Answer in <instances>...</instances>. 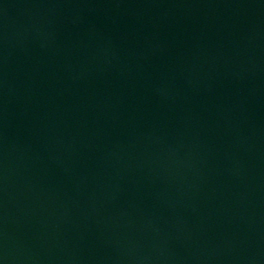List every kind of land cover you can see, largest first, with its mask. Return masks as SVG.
<instances>
[{"label":"water","instance_id":"obj_1","mask_svg":"<svg viewBox=\"0 0 264 264\" xmlns=\"http://www.w3.org/2000/svg\"><path fill=\"white\" fill-rule=\"evenodd\" d=\"M0 264H264V0H0Z\"/></svg>","mask_w":264,"mask_h":264}]
</instances>
